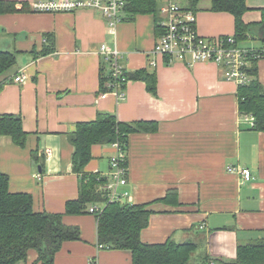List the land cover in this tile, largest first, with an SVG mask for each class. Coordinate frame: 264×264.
<instances>
[{"label":"crops","instance_id":"1","mask_svg":"<svg viewBox=\"0 0 264 264\" xmlns=\"http://www.w3.org/2000/svg\"><path fill=\"white\" fill-rule=\"evenodd\" d=\"M12 1L19 9L23 2L30 8L0 16V51L18 53L16 65L0 77V115L20 116L27 134L23 147L0 136V171L8 175L13 193L32 195L36 212L64 214L80 189L69 134L79 123L112 114L120 122L147 123L153 129L132 133L127 146L126 202L148 204L153 211L142 232L145 243L190 241L199 246L196 260L208 256L226 262L236 258L240 245L264 238V132L252 130L240 115L239 86L226 81L219 66L170 63L155 55L153 15L124 20L111 34L98 12L34 11L35 4L58 0ZM247 6L244 22L261 23L264 0H247ZM196 18L203 37L235 34L234 16L212 11L211 0H200ZM47 35L54 52L35 58ZM103 44L120 50L129 74H155L156 93L148 91L144 78L127 84L123 101L113 94L102 97ZM263 44L241 45L257 49ZM258 69L264 85V59ZM18 76H25V82H16ZM92 152L86 171L111 174L113 145L95 146ZM230 166L250 169L254 179L244 182L227 171ZM170 190L178 193L177 206L162 202ZM64 223L80 229L81 241L65 243L54 264H132L130 251L98 243L93 214L65 216ZM36 258L31 253L28 264Z\"/></svg>","mask_w":264,"mask_h":264},{"label":"trees","instance_id":"2","mask_svg":"<svg viewBox=\"0 0 264 264\" xmlns=\"http://www.w3.org/2000/svg\"><path fill=\"white\" fill-rule=\"evenodd\" d=\"M125 21H133L138 15H153L156 18V36L162 34L160 0H128ZM200 0H188L185 9L196 13ZM212 11L228 12L235 18L234 37L238 42L246 41L253 28H257L264 42L263 20L259 24H246L243 16L248 12L247 0H211ZM27 2L18 8V2L0 0V16L29 11ZM47 44L40 55L54 52L51 35L46 36ZM18 60V53L0 51V77L13 68ZM106 68L109 64L104 60ZM104 67L101 72L100 95L107 93L108 82L112 81L110 70ZM250 75L253 80L249 85L238 88L239 111L242 117H254L255 125L251 129L264 132V85L259 80L258 62H253ZM131 81L146 79L147 89L156 93L157 77L145 71L127 73ZM3 84L0 82V92ZM147 123L128 124L120 122L115 115H100L96 121L79 123L75 132L69 134L74 147L72 158L73 171L80 177L79 197L69 201L64 214L36 212L34 199L27 193H13L10 190L8 175L0 171V264H28L29 256L37 258L33 264H54L56 255L67 242L81 241L78 227L64 223L65 216L88 214L92 206L102 205V213L93 214L98 221V243L110 250L130 251L132 264H264V238L240 245L237 256L231 261H218L208 256L196 260L199 250L194 242L176 243L168 240L162 244H148L142 240V232L150 225L153 211L149 205H134L126 201L108 202L103 186L105 176L88 173L86 167L93 160L95 146L113 145L119 142L125 149L132 133L152 131ZM0 136L12 138L18 146H25L27 134L23 130L22 118L16 115H0ZM162 202L177 206L179 196L176 190H170ZM196 260V261H194ZM194 261V262H192Z\"/></svg>","mask_w":264,"mask_h":264},{"label":"built area","instance_id":"3","mask_svg":"<svg viewBox=\"0 0 264 264\" xmlns=\"http://www.w3.org/2000/svg\"><path fill=\"white\" fill-rule=\"evenodd\" d=\"M161 29L153 53L163 56L168 62H183L189 66L197 63H213L223 71V78L228 82H234L239 87L249 85L253 76L250 75L253 62L264 59V45L262 48L243 47L234 36L203 37L196 29V13L185 9L174 0H160ZM128 0H58L52 3L42 2L33 6L34 11H76L89 10L100 13L108 23V30L115 34L117 26L124 22ZM100 55L109 64V72L112 81L108 82L107 94H113L118 101L126 98L125 87L131 81L122 63V53L118 48H111L108 44L100 47ZM152 65L157 66L156 62ZM18 83L25 82V76L15 79ZM250 127H254L255 118L245 117ZM116 154L111 157V174L105 176L107 183L102 187L107 201H126L130 193L125 188L129 183L128 155L119 142L113 144ZM229 173L239 174L244 182L254 179L250 169L230 166ZM104 206L96 205L89 209L90 214L102 213Z\"/></svg>","mask_w":264,"mask_h":264},{"label":"rangeland","instance_id":"4","mask_svg":"<svg viewBox=\"0 0 264 264\" xmlns=\"http://www.w3.org/2000/svg\"><path fill=\"white\" fill-rule=\"evenodd\" d=\"M176 1V0H175ZM181 5H183V6H186V4H187V0H177ZM176 1V2H177ZM260 41H262L261 40V38H260V35H259V32H258V29L257 28H253L252 30H251V33H250V35H249V39L248 40H246V41H242V42H240L242 45H246V44H257V43H259ZM264 45V44H263ZM263 45H262V47H263ZM262 47H260V48H262ZM194 261H196V260H194ZM194 261H192V262H194Z\"/></svg>","mask_w":264,"mask_h":264}]
</instances>
